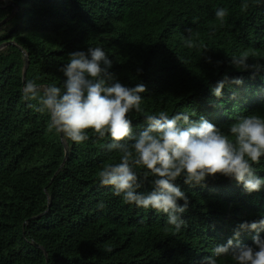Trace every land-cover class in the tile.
I'll return each instance as SVG.
<instances>
[{"label": "trees", "instance_id": "trees-1", "mask_svg": "<svg viewBox=\"0 0 264 264\" xmlns=\"http://www.w3.org/2000/svg\"><path fill=\"white\" fill-rule=\"evenodd\" d=\"M219 7L228 10L223 24L215 17ZM7 16L0 45L13 43L0 49V264H204L215 246L236 242L241 223L264 218V187L247 193L219 174L203 187L179 177L174 183L188 206L177 231L165 214L125 204L100 184L98 172L122 155L107 149L109 137L91 129L83 143L61 137L37 101L22 99L27 80L62 86L58 69L69 53L102 47L121 83L146 86V114L204 116L227 134L241 115L264 118V68L253 76L231 63L248 54L249 64L264 65V0H0V21ZM45 31L54 33L55 46L38 37ZM189 37L195 47L185 46ZM225 75L242 83H226L215 97L211 89ZM128 116L134 133L147 126L140 113ZM62 140L68 154L53 177L65 154ZM134 167L141 176L147 171ZM254 167L264 177V157ZM150 180L138 191H151ZM258 234L264 237V229ZM254 235L240 230L238 240L252 245ZM217 264L235 262L221 256Z\"/></svg>", "mask_w": 264, "mask_h": 264}, {"label": "clouds", "instance_id": "clouds-1", "mask_svg": "<svg viewBox=\"0 0 264 264\" xmlns=\"http://www.w3.org/2000/svg\"><path fill=\"white\" fill-rule=\"evenodd\" d=\"M247 8L245 3L242 11ZM227 15L224 7L215 11L221 24ZM184 44L189 48L196 46L190 37ZM248 58V54L232 56L231 63L240 70L251 69L255 76L264 65L249 64ZM111 67L112 61L102 47L73 51L58 69L65 77L62 86L38 85L34 80H27L22 99L37 101L36 110L49 116L50 130L62 133L73 142L88 140V129L100 139L110 138L106 147L122 154L120 162L104 166L97 178L101 185L111 186L114 195L122 197L125 204L163 213L167 223L179 231L184 224L180 214L187 209L188 196L174 183L177 178L183 177L186 185L203 187L209 177L219 174L235 179L247 193L264 187V177L257 175L254 167L264 157V118L256 114L241 115L228 126L226 134L204 116L191 119L184 112L170 115L166 111L146 114L141 108L140 95L146 86L137 83L130 87L121 83L109 71ZM226 83L240 84L242 80H229L225 75L212 87V94L222 96ZM133 111L140 113L147 125L139 133H134L128 116ZM134 166L147 171L138 175ZM149 174L151 191H138ZM181 200L183 204L178 203ZM98 207L103 209L105 205L101 202ZM262 229L264 218L241 223L234 232L236 242L230 238L226 244L215 246L211 255L203 258L204 264H217V257L221 256H230L235 264H264V237L258 234ZM240 230L257 232L252 237V245L239 242Z\"/></svg>", "mask_w": 264, "mask_h": 264}, {"label": "water", "instance_id": "water-1", "mask_svg": "<svg viewBox=\"0 0 264 264\" xmlns=\"http://www.w3.org/2000/svg\"><path fill=\"white\" fill-rule=\"evenodd\" d=\"M10 15H11V14H10ZM9 17H10V16H7V17H5L4 19H2V20L0 21V25L3 24L4 22H6V21L9 19ZM12 43H13L12 41H7V42H5V43H2V44L0 45V49L3 48V47L6 46V45H8V44H12ZM26 69H27V58H26V56H25V64H24V69H23V72H22V82H23V83H24V80H25ZM62 135H63V134L60 133V136H61V137H62ZM62 141H63V140H62ZM63 145H64V149H65L64 158H63V161L61 162L60 166L58 167V169H57V170L55 171V173L53 174V177H54L55 174L58 172V170L62 167V165H63V163H64V161H65V159H66V157H67V154H68L67 143L63 141ZM49 206H50V203H48L47 208L44 210V212L40 213L39 215H42L43 213H45V212L48 210ZM39 215H38V216H39ZM35 217H37V216H35ZM44 254L46 255L45 252H44Z\"/></svg>", "mask_w": 264, "mask_h": 264}, {"label": "rangeland", "instance_id": "rangeland-1", "mask_svg": "<svg viewBox=\"0 0 264 264\" xmlns=\"http://www.w3.org/2000/svg\"><path fill=\"white\" fill-rule=\"evenodd\" d=\"M11 26L7 25L4 27V29L8 30L10 29ZM38 37L47 45L49 46H55L57 43L56 41L54 42L52 39H53V35L54 33L52 31H45V32H42V33H37Z\"/></svg>", "mask_w": 264, "mask_h": 264}]
</instances>
